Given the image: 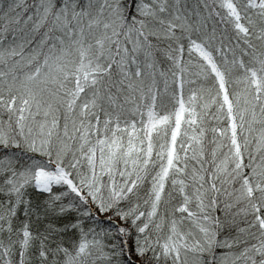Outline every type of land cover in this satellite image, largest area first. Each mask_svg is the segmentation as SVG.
Listing matches in <instances>:
<instances>
[{
	"label": "snow or ice",
	"instance_id": "6c2138e0",
	"mask_svg": "<svg viewBox=\"0 0 264 264\" xmlns=\"http://www.w3.org/2000/svg\"><path fill=\"white\" fill-rule=\"evenodd\" d=\"M0 264H264V0H0Z\"/></svg>",
	"mask_w": 264,
	"mask_h": 264
}]
</instances>
